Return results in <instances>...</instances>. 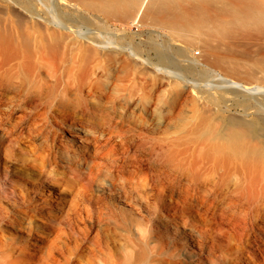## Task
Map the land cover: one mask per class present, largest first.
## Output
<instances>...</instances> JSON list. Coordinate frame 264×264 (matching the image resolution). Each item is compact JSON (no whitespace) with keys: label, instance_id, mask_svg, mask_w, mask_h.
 Instances as JSON below:
<instances>
[{"label":"bare ground","instance_id":"bare-ground-1","mask_svg":"<svg viewBox=\"0 0 264 264\" xmlns=\"http://www.w3.org/2000/svg\"><path fill=\"white\" fill-rule=\"evenodd\" d=\"M138 4L201 58L78 25ZM237 51L264 78V0H0V264H264L263 85L226 78L261 91L232 89L226 122L224 98L172 127L135 99L156 74L201 87L186 72Z\"/></svg>","mask_w":264,"mask_h":264},{"label":"rangeland","instance_id":"rangeland-1","mask_svg":"<svg viewBox=\"0 0 264 264\" xmlns=\"http://www.w3.org/2000/svg\"><path fill=\"white\" fill-rule=\"evenodd\" d=\"M138 8L139 4L136 5L134 10H132V12L126 17H106L105 15L92 13L80 7L78 9L84 15V18L80 19L81 22L78 23V25L86 26L83 27V30L85 31L94 29L96 32L93 33L98 32V34L102 33L104 35L110 34L118 38L121 36L129 38L130 36L135 35L136 42H139L138 47L144 55H146L147 47L146 44L141 41L151 38L158 44L170 42L174 47L181 48L183 52L186 50H193L192 53L196 55L197 58H201V56H199L200 53L198 52L200 49L195 45L196 40H193L192 44H188L187 41H185V38L182 37L171 39L166 26L159 23H153L151 18L145 16V7L142 8L138 17L134 19L137 15ZM191 36L193 37V35ZM237 48L243 51L247 49L250 50L243 41ZM256 57H258L256 53L253 56H250L237 51L235 54H232V61L237 65L235 70L211 65L209 67L205 66L206 68L203 70L204 73L202 74H198L196 71L193 73L186 72L190 78L192 77L198 80V84H201V87L198 86V88L191 83H186L175 77L161 78L159 74H156L149 80V84L146 86V91L137 95L135 99L136 101H151V105L148 107V116L152 122L156 124L158 121L162 120L163 127H172L184 118V116L192 113L193 107L191 102L194 98H199L201 95L205 97L224 98L225 103H222L217 107L219 116H221L223 122H226L227 118L240 114L238 109L232 108V89H236L240 96L261 95V91L232 88L226 78L239 81L249 86L261 84L263 85V88L260 90H264V78L261 76L260 72H258L262 63L255 61ZM218 74L222 78H218ZM206 85H208V87ZM220 85L222 87H220ZM201 89L208 90V92H201ZM163 99L168 101L167 105L160 104ZM105 195L108 198L111 197L108 193H105ZM146 218L147 219L144 220L145 223L140 225L142 232L151 226L153 221L149 214H147Z\"/></svg>","mask_w":264,"mask_h":264}]
</instances>
